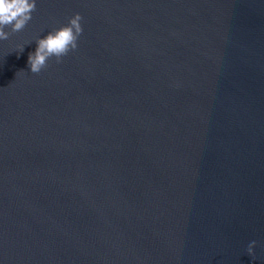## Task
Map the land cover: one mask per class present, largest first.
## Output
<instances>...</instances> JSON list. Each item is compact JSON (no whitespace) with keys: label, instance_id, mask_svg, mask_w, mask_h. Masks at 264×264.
<instances>
[{"label":"water","instance_id":"water-1","mask_svg":"<svg viewBox=\"0 0 264 264\" xmlns=\"http://www.w3.org/2000/svg\"><path fill=\"white\" fill-rule=\"evenodd\" d=\"M5 31L0 264H264V0H36Z\"/></svg>","mask_w":264,"mask_h":264},{"label":"clouds","instance_id":"clouds-1","mask_svg":"<svg viewBox=\"0 0 264 264\" xmlns=\"http://www.w3.org/2000/svg\"><path fill=\"white\" fill-rule=\"evenodd\" d=\"M34 11H36V0H0V40L9 38L10 33L5 31L6 28L10 27L12 32L22 31L32 19ZM82 19V16L76 13L69 18L67 25L53 28L44 38L36 39L37 48L28 56L31 73H40L52 57L60 63L62 57L77 49V40L83 32L80 23ZM255 245V241L248 245L249 255L254 256Z\"/></svg>","mask_w":264,"mask_h":264}]
</instances>
